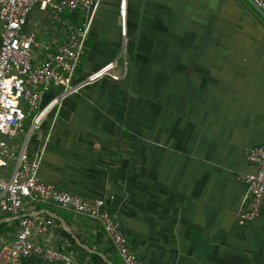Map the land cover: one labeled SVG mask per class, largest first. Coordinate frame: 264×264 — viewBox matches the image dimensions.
Segmentation results:
<instances>
[{
	"label": "crops",
	"instance_id": "1",
	"mask_svg": "<svg viewBox=\"0 0 264 264\" xmlns=\"http://www.w3.org/2000/svg\"><path fill=\"white\" fill-rule=\"evenodd\" d=\"M97 0L84 54L71 78L125 60V74L67 94L66 120L45 116L27 150L42 147L39 180L83 198H109L142 264H264V200L255 220L236 214L253 167L247 150L264 146V18L247 0ZM33 8L23 31L52 47L80 12ZM35 59L42 53L32 48ZM123 53V54H122ZM61 88L52 86L43 105ZM21 137L8 139L16 149ZM8 160L0 168L7 177ZM51 225L32 241L73 264H122L99 223L53 204L32 202ZM17 218L0 212V246ZM20 264H58L28 257Z\"/></svg>",
	"mask_w": 264,
	"mask_h": 264
},
{
	"label": "built area",
	"instance_id": "2",
	"mask_svg": "<svg viewBox=\"0 0 264 264\" xmlns=\"http://www.w3.org/2000/svg\"><path fill=\"white\" fill-rule=\"evenodd\" d=\"M264 14V0H251ZM97 0H0V168L13 163L9 176H0V212L17 218V230L12 240L0 246V264H20L34 256L58 264H73L64 253L32 241L31 236L43 234L51 219L43 212L24 213V205L32 202L53 204L59 209L95 219L122 264H142L120 229L117 216L106 207V195L83 198L37 177L42 147L37 152L27 150V142L49 115L56 118L61 100L67 94L100 79L116 81L125 74L126 63L107 62L82 80L71 84V78L84 54L91 14ZM119 2V29L124 36V5ZM49 11L54 22L60 14L80 12L82 19L68 23L66 39L50 47L36 44L32 32L23 31L27 14L33 9ZM38 46L42 57L35 59L32 48ZM123 54V53H122ZM61 92L40 105L42 96L52 87ZM21 137L16 149L8 139ZM245 161L253 171L240 175L244 185L236 214L239 223L258 216L264 200V146L250 147Z\"/></svg>",
	"mask_w": 264,
	"mask_h": 264
},
{
	"label": "water",
	"instance_id": "3",
	"mask_svg": "<svg viewBox=\"0 0 264 264\" xmlns=\"http://www.w3.org/2000/svg\"><path fill=\"white\" fill-rule=\"evenodd\" d=\"M251 6L264 18V14L257 8L254 7V5L252 4L251 0H247ZM69 115L68 110H66V108H64L62 105H60L56 111V117L62 120H66L67 117Z\"/></svg>",
	"mask_w": 264,
	"mask_h": 264
},
{
	"label": "rangeland",
	"instance_id": "4",
	"mask_svg": "<svg viewBox=\"0 0 264 264\" xmlns=\"http://www.w3.org/2000/svg\"><path fill=\"white\" fill-rule=\"evenodd\" d=\"M60 92H61V90L59 91V93H60ZM59 93H58V94H59Z\"/></svg>",
	"mask_w": 264,
	"mask_h": 264
}]
</instances>
